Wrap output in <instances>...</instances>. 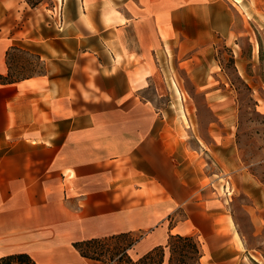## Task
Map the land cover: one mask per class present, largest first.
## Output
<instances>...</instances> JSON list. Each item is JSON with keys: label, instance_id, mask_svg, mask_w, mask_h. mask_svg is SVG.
<instances>
[{"label": "crops", "instance_id": "0c3cea01", "mask_svg": "<svg viewBox=\"0 0 264 264\" xmlns=\"http://www.w3.org/2000/svg\"><path fill=\"white\" fill-rule=\"evenodd\" d=\"M53 4L46 20L25 0H0V258L105 264L73 244L128 233L138 238L127 251L133 262L163 247L168 264V240L182 236L196 243V264H237L223 197L190 179L187 156L145 94L156 90L162 58L205 61L244 16L259 12L264 25V0ZM15 47L35 53L43 72L8 79ZM194 84L221 108L209 102L213 83Z\"/></svg>", "mask_w": 264, "mask_h": 264}, {"label": "rangeland", "instance_id": "374dc122", "mask_svg": "<svg viewBox=\"0 0 264 264\" xmlns=\"http://www.w3.org/2000/svg\"><path fill=\"white\" fill-rule=\"evenodd\" d=\"M29 1L36 12L50 20L47 10L54 7L53 0ZM58 7L60 20V4ZM252 15L253 20L244 16V24L237 22L235 38L230 36L227 43L215 39L205 61L194 57L182 65L171 54L170 63L165 65L162 58L156 90L145 94L167 131L177 138L179 153L187 156L184 165L190 179L223 197L242 243V247L237 243V264H264V25L259 12ZM195 62L200 68L190 72ZM7 64L10 80L44 69L35 53L17 47L8 53ZM192 74L197 76L192 78ZM172 81L182 101L174 93ZM194 81L213 83L217 94L209 102L219 101L221 108H210L204 94L196 91ZM183 245L173 243L170 264L197 263L196 252ZM91 250L103 252L104 242L92 245ZM128 253L134 257L135 251Z\"/></svg>", "mask_w": 264, "mask_h": 264}, {"label": "trees", "instance_id": "16d2710c", "mask_svg": "<svg viewBox=\"0 0 264 264\" xmlns=\"http://www.w3.org/2000/svg\"><path fill=\"white\" fill-rule=\"evenodd\" d=\"M31 7L35 5L29 0H25ZM138 241V238L132 237L128 233L112 235L104 238L89 239L73 244L78 253L85 258L102 261L105 264H161L163 262L164 248L155 247L153 250L145 254L138 261L133 262L128 255V250ZM183 242V246L192 248L199 256L196 243L191 237L170 236L166 247L169 251L168 264L171 262L173 254V243ZM104 242V251L97 252L91 250V246ZM112 244V245H111ZM93 249V248H92ZM181 250H184L183 248ZM198 260V258H197ZM0 264H36L29 255L25 253L11 254L0 258Z\"/></svg>", "mask_w": 264, "mask_h": 264}, {"label": "bare ground", "instance_id": "6f19581e", "mask_svg": "<svg viewBox=\"0 0 264 264\" xmlns=\"http://www.w3.org/2000/svg\"><path fill=\"white\" fill-rule=\"evenodd\" d=\"M172 86H173V89H174V93H176L177 96H178V98H179V100L182 101V95H181V93H180L179 89L177 88V86H176V84H175L174 81H172ZM181 108H182V106H181ZM182 109H183V108H182ZM182 117L185 118V113H184V111H182ZM234 237H235L237 243L239 244V246L242 247L241 240L239 239V237H238V235H237L236 233H235Z\"/></svg>", "mask_w": 264, "mask_h": 264}]
</instances>
